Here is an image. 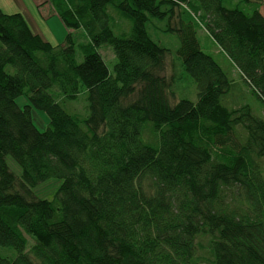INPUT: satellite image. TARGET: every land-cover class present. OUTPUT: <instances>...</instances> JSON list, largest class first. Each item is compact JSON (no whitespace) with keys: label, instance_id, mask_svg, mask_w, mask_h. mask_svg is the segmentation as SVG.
Returning <instances> with one entry per match:
<instances>
[{"label":"trees","instance_id":"obj_1","mask_svg":"<svg viewBox=\"0 0 264 264\" xmlns=\"http://www.w3.org/2000/svg\"><path fill=\"white\" fill-rule=\"evenodd\" d=\"M47 3L69 30L59 45L0 7V247L14 252L0 264H264V119L224 104L234 83L197 38L204 28L264 103V0ZM153 31L178 38L196 102L178 100L183 75H165L172 51ZM82 91L85 117L58 101ZM51 180L54 199L39 197Z\"/></svg>","mask_w":264,"mask_h":264},{"label":"rangeland","instance_id":"obj_2","mask_svg":"<svg viewBox=\"0 0 264 264\" xmlns=\"http://www.w3.org/2000/svg\"><path fill=\"white\" fill-rule=\"evenodd\" d=\"M0 6L3 7L5 11L10 12V14H12V12L13 14H15L14 12H22L23 10V12L27 15V18L29 19V23L31 24V27L33 29L31 30L35 34H39L46 42H49L53 45L64 43L69 30L66 28L62 20L60 18H54L53 14H49L47 16L45 15L46 17H44L46 19L45 21H42L37 13L38 8L37 6H35V3H33L32 0H0ZM261 10L264 13V7ZM116 24H119V26L123 29L125 27V30L121 29ZM116 24H114L113 22L111 23L117 36H123L121 35V32L123 31H130V22L121 20L120 18L116 17ZM159 25L160 24H157V26ZM150 34L156 42L164 44L172 51L171 55L167 57L165 75L167 77H171L173 73H175V67H178L176 69L178 71L180 70V73L183 75V68L181 67L182 61L177 55V49L179 46L178 38L175 35H166L154 31ZM197 38L202 50L208 55L212 56L215 61L220 64V66L225 70V72L229 75L230 79L234 83L232 91L223 99L224 104L230 108H238L240 106L249 105L256 116L264 119V103L245 83L238 69L227 58L225 53L218 47L213 37L204 28H200L197 32ZM100 53L102 54L109 68V71L111 73H114V66L117 63V58L113 51V48L109 45H103L100 48ZM77 55L78 61L82 62V54L77 51ZM7 71L11 74L14 72L12 67H8ZM176 92L178 100L188 99L193 102H196L198 100V87L195 81L186 74L183 75V79L177 85ZM58 101L63 106V108L71 114H77L85 117L89 113V104L87 101L86 91H82L76 100H63V98L60 97ZM17 103L20 107H24L28 103V101L25 97H20L17 99ZM33 118L35 125L40 131H45L47 129L49 118L45 112L34 109ZM152 135L155 139V135ZM146 139L150 142L154 141L149 132L146 133ZM262 163L264 165V159ZM11 167L12 170L18 174L19 171L17 167H15L13 164H11ZM59 185L60 183L57 182V180H51L48 183L40 185L35 190V192L41 198L53 200ZM26 237L28 238L30 243L33 242V238L30 235L26 234ZM202 246V254L204 255V258H207V241H204ZM12 254H14L12 250L0 247V255L7 257L11 256Z\"/></svg>","mask_w":264,"mask_h":264},{"label":"crops","instance_id":"obj_3","mask_svg":"<svg viewBox=\"0 0 264 264\" xmlns=\"http://www.w3.org/2000/svg\"><path fill=\"white\" fill-rule=\"evenodd\" d=\"M32 2L35 3V6H37V8H38L37 9V13H38V15H39V17H40V19L42 21L43 20L45 21V19H46L45 17L47 15H49V14H53L54 15L53 16L54 18H59V16L55 12H53V9H52L51 5L47 3V0H32ZM1 9L5 13H9L10 14V12L5 11L3 7H1ZM14 13H20V14H22V16L25 18L26 22L28 23L30 29H32L31 24L29 23V19L27 18V15L23 12V10H22V12H14ZM12 14H13V12H12Z\"/></svg>","mask_w":264,"mask_h":264}]
</instances>
